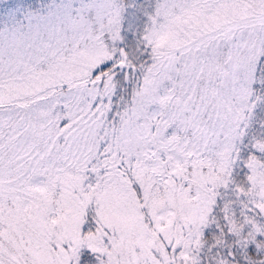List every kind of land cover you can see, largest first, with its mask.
Here are the masks:
<instances>
[{
	"label": "snow or ice",
	"instance_id": "snow-or-ice-1",
	"mask_svg": "<svg viewBox=\"0 0 264 264\" xmlns=\"http://www.w3.org/2000/svg\"><path fill=\"white\" fill-rule=\"evenodd\" d=\"M0 264H264V0H0Z\"/></svg>",
	"mask_w": 264,
	"mask_h": 264
}]
</instances>
